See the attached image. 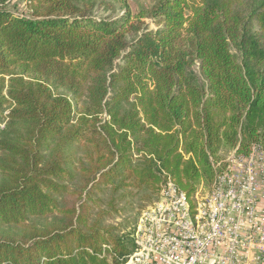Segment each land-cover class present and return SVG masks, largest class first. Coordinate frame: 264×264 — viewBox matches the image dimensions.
Returning <instances> with one entry per match:
<instances>
[{
    "label": "trees",
    "instance_id": "obj_1",
    "mask_svg": "<svg viewBox=\"0 0 264 264\" xmlns=\"http://www.w3.org/2000/svg\"><path fill=\"white\" fill-rule=\"evenodd\" d=\"M13 1L0 0V264H116L134 231L128 245L106 222L128 197L157 200L166 173L192 199L211 158L264 147V0L107 17L93 0L19 14Z\"/></svg>",
    "mask_w": 264,
    "mask_h": 264
},
{
    "label": "built area",
    "instance_id": "obj_2",
    "mask_svg": "<svg viewBox=\"0 0 264 264\" xmlns=\"http://www.w3.org/2000/svg\"><path fill=\"white\" fill-rule=\"evenodd\" d=\"M211 164L209 190L202 184L192 199L164 173L133 252L116 264H264V147L238 145Z\"/></svg>",
    "mask_w": 264,
    "mask_h": 264
},
{
    "label": "rangeland",
    "instance_id": "obj_3",
    "mask_svg": "<svg viewBox=\"0 0 264 264\" xmlns=\"http://www.w3.org/2000/svg\"><path fill=\"white\" fill-rule=\"evenodd\" d=\"M160 0H93L97 4L96 14L99 16H118L126 10L138 13L141 10H151L154 8ZM9 7H11L16 13L27 11V7L23 0H14ZM190 13H187L189 17ZM145 23L150 26L151 29L156 28V24L151 19H144ZM10 106L7 105V109L4 113H0V131L5 128V122L7 121V115ZM224 157L228 155L226 152H222ZM1 156V153H0ZM205 185V191L209 190L210 184L203 183ZM204 191V192H205ZM100 196H103L101 193ZM156 200V195L152 192L136 193L130 196L119 206V212H112L110 218L106 222L107 226L114 228L116 234L120 237H124L127 240V244H130L133 231L135 230L137 221L143 210L148 208ZM131 237V238H130Z\"/></svg>",
    "mask_w": 264,
    "mask_h": 264
}]
</instances>
